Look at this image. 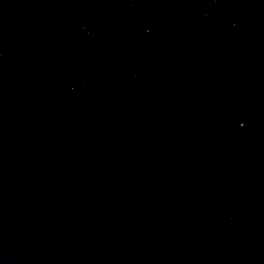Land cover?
<instances>
[{
    "label": "water",
    "instance_id": "water-1",
    "mask_svg": "<svg viewBox=\"0 0 264 264\" xmlns=\"http://www.w3.org/2000/svg\"><path fill=\"white\" fill-rule=\"evenodd\" d=\"M0 264H264V0H0Z\"/></svg>",
    "mask_w": 264,
    "mask_h": 264
}]
</instances>
